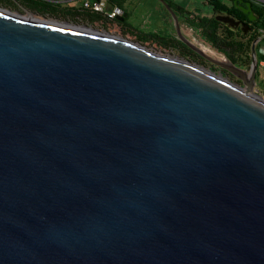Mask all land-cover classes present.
Here are the masks:
<instances>
[{"label":"water","instance_id":"1","mask_svg":"<svg viewBox=\"0 0 264 264\" xmlns=\"http://www.w3.org/2000/svg\"><path fill=\"white\" fill-rule=\"evenodd\" d=\"M263 39L249 70L188 43L241 85L0 6V264H264Z\"/></svg>","mask_w":264,"mask_h":264},{"label":"flooded vegetation","instance_id":"2","mask_svg":"<svg viewBox=\"0 0 264 264\" xmlns=\"http://www.w3.org/2000/svg\"><path fill=\"white\" fill-rule=\"evenodd\" d=\"M242 3L244 6H246V3L244 1ZM5 8H7V7H5ZM162 9H164V10H162ZM162 9L157 10L158 11V18H157V20L155 22V26H154L155 29L158 30V32H156V35L159 38L160 43L162 45L164 44L167 46H171L172 48H174V50H177L178 57H180V58H184V59H186L192 63H195L197 65H200L202 67L204 66L205 68H208L210 71L216 72V73H218V75H221V76H223V77H225L231 81H234L235 83H238L241 85L243 84V82L238 77H236L233 73H231L229 70L209 62L207 59L202 57L198 52H196L191 46H189V44H191L192 46L199 48L200 47L199 43H203L206 46L216 50L217 52L226 54V52L224 50H222L221 48L214 47V45L211 44V42H209V40L201 34V32L195 26L194 19L190 15H187V14L182 13L180 11L177 12L175 9H173L174 12L176 13L177 17H178V22H176L173 15L165 8V6ZM11 10H13V9H11ZM14 11H19V10L14 9ZM44 11L45 12H43L42 14H38V13H35V14H37L39 16L47 17V18L57 19L60 21H66V22L73 23L76 25H89L83 21H79L75 18L68 17L65 12H61L60 16L59 15L56 16V15H54L48 11L46 12V10H44ZM19 12H21V11H19ZM243 13L247 17L237 18V17H233L229 13H223V14H219V15L231 16L236 21H240L242 23L249 24L250 25V26L248 25L249 26V32H248V34H245V35H252L253 34L252 29L253 28H252L251 24L247 21L248 19L250 20V18H249L250 12L245 13L243 11ZM221 23L224 25H227L230 29L242 31L241 26L232 27V26L225 24L223 22H221ZM121 35H123V33H121ZM135 41L138 43L144 44L141 41H138V40H135ZM232 61L235 63V65L237 67H239L241 69L249 70V68H250V65H248V63H246V62H242L238 59L232 60ZM257 76H258V73H257Z\"/></svg>","mask_w":264,"mask_h":264},{"label":"trees","instance_id":"3","mask_svg":"<svg viewBox=\"0 0 264 264\" xmlns=\"http://www.w3.org/2000/svg\"><path fill=\"white\" fill-rule=\"evenodd\" d=\"M127 1L128 0H111V3L113 5L124 7ZM166 1L177 12L180 11L182 13L190 15L194 19L195 26L201 32V34L205 36L209 40V42L214 45V47L221 48L222 50H224L231 60L238 59L250 65L252 44L258 36L255 34L245 35L243 31L230 29L227 25L222 24L216 19L217 15L223 13H229L233 17L237 18L247 17L243 13V11L239 9L238 6L243 5L241 1H244L246 3L248 0H224L227 3H224L221 0H208L213 10V16L211 17L196 15L190 12L189 10L172 3L169 0ZM162 6L164 7L163 4ZM252 11L253 16L256 17V20L251 21L248 19L247 21L251 24L253 28L262 22L264 18V7L256 3H252ZM124 20L126 21V18H124ZM238 35L243 38L250 37L248 47L250 51V56H246V59H244L243 56L240 55L244 50V44L234 39V36ZM259 61H264V55L259 54Z\"/></svg>","mask_w":264,"mask_h":264},{"label":"crops","instance_id":"4","mask_svg":"<svg viewBox=\"0 0 264 264\" xmlns=\"http://www.w3.org/2000/svg\"><path fill=\"white\" fill-rule=\"evenodd\" d=\"M172 3L181 6L190 12L199 15V16H213V10L212 7L210 6V3L208 0H169ZM224 3V0H221ZM251 1L252 3H256L258 5L264 4V0H248ZM43 3V4H38V3ZM160 5L162 4L159 1ZM229 5V4H228ZM0 6L7 7L9 9H15L19 10L21 12H33V13H38L42 14L45 12H50L56 16H60L61 12H65L68 17L75 18L79 21H83L89 25L98 27V28H105V27H110L112 25H115L116 30H123L125 31L126 28L128 27L126 25V22L128 19H133L134 17V10H135V5L133 3V0H128L124 7H122L125 10V16L123 18H126L125 20H120L118 23H109L102 21L101 16L97 14H78L75 11H70L67 10V8H63L60 6H55L50 3L44 2L42 0H0ZM163 6H155L156 10H161Z\"/></svg>","mask_w":264,"mask_h":264},{"label":"rangeland","instance_id":"5","mask_svg":"<svg viewBox=\"0 0 264 264\" xmlns=\"http://www.w3.org/2000/svg\"><path fill=\"white\" fill-rule=\"evenodd\" d=\"M133 3L136 7L134 10V17L133 19L131 18L127 20L126 25L128 27L126 28L125 31L121 29L116 30L115 25H112L109 28L105 27V29L109 32L117 33L120 35L121 33H123V35L121 36L126 37L130 40L141 41L142 43H144V44L140 43L141 45L151 50H154L158 53L178 57L177 50H174V48H172L171 46H167L164 44L162 45L160 43L159 38L156 35V32H158V30H156L154 26L158 18V11L155 9V6L157 5L162 6V4L160 5L159 0H133ZM38 4H43V3L40 2ZM234 39L244 44V50L240 55H242L244 59H246V56H250V51L248 48L250 37L243 38L240 35H238V36H234ZM258 52L261 55L264 53V40H262L259 43ZM216 74L218 75V73ZM262 75L264 76V74ZM258 79H260L259 80L260 82L262 81L260 76L258 77ZM261 88H263L262 85Z\"/></svg>","mask_w":264,"mask_h":264},{"label":"built area","instance_id":"6","mask_svg":"<svg viewBox=\"0 0 264 264\" xmlns=\"http://www.w3.org/2000/svg\"><path fill=\"white\" fill-rule=\"evenodd\" d=\"M55 6L67 8V10L75 11L78 14H97L101 16L102 21L109 23H118L120 18L125 16V10L113 5L111 0H42ZM264 7V4H260ZM92 26V25H89ZM95 27V26H92ZM98 28V27H95ZM106 30L105 28H98ZM253 34L257 36L264 35V18L261 23L252 29ZM264 40V39H263ZM264 55V53L262 54ZM264 61H260L257 76V86L253 90V94L264 100ZM262 79L260 82L258 77ZM263 88H261V85Z\"/></svg>","mask_w":264,"mask_h":264}]
</instances>
